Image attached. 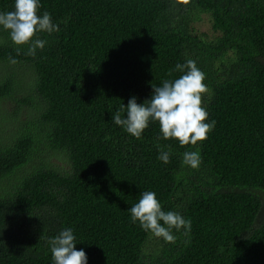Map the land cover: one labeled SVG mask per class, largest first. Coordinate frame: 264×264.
Masks as SVG:
<instances>
[{"label": "trees", "instance_id": "16d2710c", "mask_svg": "<svg viewBox=\"0 0 264 264\" xmlns=\"http://www.w3.org/2000/svg\"><path fill=\"white\" fill-rule=\"evenodd\" d=\"M40 4L60 30L37 34L35 57L0 28V264H54L47 241L66 228L87 264H264V0ZM195 9L214 40L192 27ZM189 59L205 73L207 139L181 146L157 121L137 139L114 123ZM145 191L190 232L170 243L133 223Z\"/></svg>", "mask_w": 264, "mask_h": 264}, {"label": "clouds", "instance_id": "9594fccd", "mask_svg": "<svg viewBox=\"0 0 264 264\" xmlns=\"http://www.w3.org/2000/svg\"><path fill=\"white\" fill-rule=\"evenodd\" d=\"M188 4L189 0H182ZM41 8L40 0H14V10L0 12V28L7 30L15 45H29L27 55L35 57L37 49L43 50L47 41L38 38V33L49 34L59 31L53 23L50 13L38 14ZM35 37V39H34ZM20 49L17 48V55ZM9 62L18 61L9 56ZM174 71L183 73L175 80H164L160 86H152L150 99L141 104L136 98L129 99L127 106L113 116L116 125L122 126L127 133L139 139L150 121H157L164 139H176L181 146L196 145L207 139L208 133L214 129L215 121L206 123L208 112L203 107V95L208 92L204 83L205 73L194 60L189 59L184 64H177ZM171 75V72H169ZM126 109V116L122 112ZM164 163L170 162V152L161 151L158 157ZM184 164L198 168L201 163L199 152L191 151L183 154ZM133 223L139 222L145 231L163 238L166 242L175 243L177 237L173 229L191 230V221L185 220L181 214L174 211H163L161 203L152 191H145L141 198L130 208ZM163 222L161 224L160 222ZM54 264H87V256L83 250H76V237L73 230L66 228L54 238L47 241Z\"/></svg>", "mask_w": 264, "mask_h": 264}, {"label": "rangeland", "instance_id": "374dc122", "mask_svg": "<svg viewBox=\"0 0 264 264\" xmlns=\"http://www.w3.org/2000/svg\"><path fill=\"white\" fill-rule=\"evenodd\" d=\"M189 19L192 23V27L197 31V33L206 34L207 41H212L218 37V33L211 29V24L206 13H202L198 9L192 10V12L189 13Z\"/></svg>", "mask_w": 264, "mask_h": 264}]
</instances>
